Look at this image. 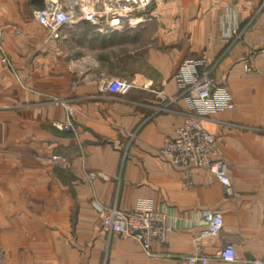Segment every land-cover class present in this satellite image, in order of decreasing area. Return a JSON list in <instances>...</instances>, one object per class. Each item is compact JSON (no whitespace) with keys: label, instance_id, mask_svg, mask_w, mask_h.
Here are the masks:
<instances>
[{"label":"crops","instance_id":"1","mask_svg":"<svg viewBox=\"0 0 264 264\" xmlns=\"http://www.w3.org/2000/svg\"><path fill=\"white\" fill-rule=\"evenodd\" d=\"M44 4V1H43ZM42 4V5H43ZM32 0H0L1 264H252L264 254V0H161L155 17L108 35L88 22L53 39ZM186 58L213 64L234 108L210 112L204 127L228 162L232 194L208 168L181 167L159 152L182 124L174 73ZM246 64L252 67L246 70ZM107 77L132 80L126 95ZM68 100L74 110L54 102ZM70 122V131L53 125ZM166 208L168 242L146 252L134 239L107 245L102 217L113 205ZM220 233L197 239L204 215ZM224 245L235 260L225 262Z\"/></svg>","mask_w":264,"mask_h":264},{"label":"built area","instance_id":"2","mask_svg":"<svg viewBox=\"0 0 264 264\" xmlns=\"http://www.w3.org/2000/svg\"><path fill=\"white\" fill-rule=\"evenodd\" d=\"M161 0H44V4L34 10L37 22L49 31L53 39L64 38L66 26L82 22L90 23L96 32L104 35L122 32L125 28H136L155 17V8ZM5 29L0 22V52L2 61L5 56ZM214 65L205 58H186L174 73L177 93L168 96L164 91L158 92L164 103L158 110H168L171 105L183 100L186 104L185 117L176 129L173 137H167L160 147V154L181 167L208 168L214 172L224 185L228 194L232 186L228 177V162L222 155L217 138L203 125V120L213 111L233 109L232 95L223 86H218L213 76ZM246 70L252 67L246 64ZM135 84L122 77H107L103 88L112 94L126 95ZM55 103L63 105L70 113L74 107L65 99H56ZM59 129L70 131V122H54ZM170 216L166 208H154L142 203L131 210L120 209L117 205L110 207L102 217V229L107 235V245L117 237L134 239L141 243L146 252H151L154 241L162 244L168 242ZM205 226L197 239L217 236L223 226L219 212L208 211L204 215ZM221 260L233 262L234 248L224 245L219 253ZM5 259V249L0 243V264ZM191 264H206L207 258L202 254L191 256ZM252 264H264V254Z\"/></svg>","mask_w":264,"mask_h":264},{"label":"trees","instance_id":"3","mask_svg":"<svg viewBox=\"0 0 264 264\" xmlns=\"http://www.w3.org/2000/svg\"><path fill=\"white\" fill-rule=\"evenodd\" d=\"M37 5H42L44 0H32Z\"/></svg>","mask_w":264,"mask_h":264}]
</instances>
